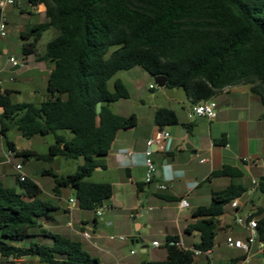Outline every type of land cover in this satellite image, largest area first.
<instances>
[{
  "label": "trees",
  "instance_id": "trees-1",
  "mask_svg": "<svg viewBox=\"0 0 264 264\" xmlns=\"http://www.w3.org/2000/svg\"><path fill=\"white\" fill-rule=\"evenodd\" d=\"M30 2L45 5L48 21L20 34L22 53L52 66L48 96L40 105L13 103L12 92L0 91V133L7 148L24 161L82 158L84 163L73 174L59 175L52 169L42 172L54 180L55 195L72 189L81 210H97L112 197L110 183L85 179L103 167L117 134L138 124L135 114L126 118L112 109L114 103L130 97L120 80L110 90L109 82L116 73L139 66L152 77L164 76L166 87L182 89L192 105L212 99L225 87L249 85L264 108V0ZM49 30L57 35L38 55V42ZM154 122L163 130L177 125L179 119L174 110L160 108ZM12 128L25 139L52 134L54 143L45 155L17 151L8 139ZM193 128V123L186 125L190 133ZM64 131H69L71 138ZM211 176L232 182L213 193L210 205L193 213L195 221L185 232L198 233L200 243L187 250L178 236L167 237L166 259L142 264H194L195 251L214 249L225 206L241 198L246 189L237 182L243 177L239 169L224 166ZM16 185L19 191L0 181V264H19V260L30 258L38 264H103L80 242L43 229L38 219L49 217L57 208L40 199L38 183L29 178L21 182L16 177ZM258 191L264 194V177L258 182ZM250 217L257 219L262 235L264 208Z\"/></svg>",
  "mask_w": 264,
  "mask_h": 264
},
{
  "label": "crops",
  "instance_id": "crops-1",
  "mask_svg": "<svg viewBox=\"0 0 264 264\" xmlns=\"http://www.w3.org/2000/svg\"><path fill=\"white\" fill-rule=\"evenodd\" d=\"M24 1L16 0L13 6L1 12L7 22V37L0 40V91L1 93L12 92L11 98L14 95L25 94L27 89L33 95H37L38 87H48L49 74L52 69L48 63L37 60L35 55L23 56L22 61H18L19 65L16 67L9 62V58L13 57L11 54L13 46L8 40L10 29L15 30L20 36L32 26L48 21L44 4L35 5L28 0L30 7L23 8ZM15 8H18L20 14L19 23L10 22V15L16 18ZM23 43L22 41L19 44L21 50ZM43 53L44 51L38 52V55ZM179 90L176 89V92ZM212 99L218 107L217 117L213 121L203 118L191 121L188 112L193 105L186 95L185 99L177 95L167 96L168 102L181 105L180 110L172 105L170 107L157 106L148 116L144 113L135 114L138 118L137 126L125 133L117 134L110 153L103 160V167L95 170L102 173L104 182L101 183L112 185V197L97 210L88 211L78 207L75 193L71 194L62 190L59 196L55 193L48 194L51 200L45 202L53 204L57 210L49 217L38 219L43 229L80 242L85 251L98 258L103 264H142L145 261L165 260L166 250L165 253L157 254L156 258L150 256L149 239L154 232L165 240L167 237L178 236L181 246L192 250L196 244L200 243L198 233L186 234L185 232L187 226L195 221L193 213L201 206L210 205L213 193L226 189L232 182L230 178L212 177L211 174L224 166L239 169L243 177L237 182L246 189L241 198H247L250 202L253 196L260 193L258 182L264 177V108L260 98L252 92L251 86L237 85L222 91ZM160 108L174 110L179 123L163 130L160 129L154 122L155 112ZM2 114L3 109L0 108V115ZM190 123L194 124L192 133L187 130L184 138H181L182 131L186 130V125ZM140 129L142 131L138 135ZM14 130L17 135L12 142L16 150H33L30 142H24L27 139L23 138L15 128L11 129V131ZM161 131L168 133L172 139L170 150L165 149L168 142L163 143ZM131 133L134 135L131 136ZM195 138L198 139L197 145H195ZM149 140L154 142L152 161L156 170L163 169V174L147 184L144 159ZM186 144H191L192 150H187ZM8 150L1 145L0 181L5 186L12 179L16 181L17 172L14 165L19 163H14L13 159L17 158L16 155L12 163L7 162ZM9 164L14 167L13 172L9 171ZM48 169L59 174L54 168ZM23 173L29 178L24 169ZM161 184L167 185L168 188L160 190L159 185ZM241 198L237 199L240 214L246 209L245 205H241ZM71 199L75 202L70 203ZM182 199L187 201L188 207L180 209L178 204ZM259 208H264V203L260 206H253L249 212H246V216L256 212ZM231 209L235 212L232 206ZM98 212L101 215H98ZM227 217L228 213L225 210L220 223L221 230L227 229L225 242L228 236L243 240L237 228L225 220ZM233 220L235 221V216ZM85 234H89L90 238L87 239ZM119 236H124L131 244L132 239L140 240L139 249L144 254L143 258L133 259L137 253L129 248V241L111 239V237ZM46 242V240H40V243ZM154 242L157 240H152V247L160 249L161 244L158 242L160 246L155 247ZM18 245L23 246L24 244L19 243ZM231 250H235L237 254L227 258V261L230 264H236L243 257V252L236 249ZM251 252L252 257L249 264L253 262L264 264V255L260 252L259 244H254ZM213 254L214 249L196 256L194 264H214ZM30 259L37 261L34 258ZM30 259H21L18 263L26 264Z\"/></svg>",
  "mask_w": 264,
  "mask_h": 264
},
{
  "label": "rangeland",
  "instance_id": "rangeland-1",
  "mask_svg": "<svg viewBox=\"0 0 264 264\" xmlns=\"http://www.w3.org/2000/svg\"><path fill=\"white\" fill-rule=\"evenodd\" d=\"M23 8H29L28 0H25L22 5ZM14 15L16 18H14L13 15H10V22L12 23H19L20 18L19 17V11L18 8H15ZM28 18V17H26ZM25 18V19H26ZM24 20H22L23 22ZM39 21V20H38ZM57 35V32L55 30H49L45 32L41 38V40L38 42V52H43L45 50L46 45ZM8 40L12 44V56L15 57L18 61H22L23 59V53L22 50L19 47V44L23 41L20 36L18 35L15 30L10 29L8 32ZM120 80L123 82V84L127 87L130 97L128 99L120 100L113 105V110L115 113L120 112V114L126 118H129L131 114H137L140 115L141 113H144L146 116L149 115V113L156 108L157 106L162 107H170L171 105L177 108L178 110L181 109V105H178L174 102H168L167 96H181L185 99V92L180 89L176 92V90L170 89V88H159L154 77L149 75L145 70H143L141 67L137 66L129 71H120L116 73L113 78L109 82V88L113 91L114 89V83L115 81ZM38 93L37 95H33L32 92L27 89L25 94L23 95H14L12 97L13 102L17 103H23V102H31L36 105H40L48 96V87H38ZM165 93V94H164ZM169 127V126H168ZM129 130H123L120 131L122 133H125ZM142 130L140 129L138 132V135L140 134ZM63 134L67 138H71V133L69 131H64ZM17 132L10 131L8 132V139L10 141H14L16 138ZM129 135V134H128ZM134 135L131 133V136ZM27 141L30 142L32 145L33 151H37L39 154L45 155L48 153L49 146L54 143V136L52 134L46 135V136H40L36 135L33 136L31 139L24 140V142L27 143ZM1 145L3 147L7 148V144L5 139L2 137L0 133V149ZM14 160V163L19 162L23 164L25 172L28 174L29 179L34 180L36 183H39L41 188L43 189L40 199L43 201L51 200L50 197H48V194H54V187L55 183L54 180L44 175L42 172L43 170H46L48 168H54L58 170L60 175H68L73 174L77 171L78 167L81 166L84 161L82 158L78 160H66L64 158H58L53 163H45L41 161H37L35 159H31L29 161H24L23 158L17 157ZM8 166L9 171H14V167H12L11 164ZM259 180V177H258ZM85 181L88 182H95V183H101L104 182L102 173L94 172L91 177L86 178ZM7 186H14L18 189L19 187L16 185V181L14 179L11 180V182L6 183ZM66 190V192L73 194L74 191L70 188L63 189ZM68 196V195H67ZM241 205H245L246 209L243 213L241 211V216H246V212H249L253 206L256 205H262L264 203V195L261 193H257L255 196L252 197V201L250 202L247 200V198H241L240 199ZM225 210L228 213V217L225 219L227 222H230V225H234L238 232H240V237L243 240H246L248 237V233L245 232L240 226L235 224L234 216L235 212L232 211L230 204H227L225 206ZM53 213V212H52ZM234 221V222H233ZM131 233H133L132 228ZM226 230H219L218 237L216 239V243L214 246V254H213V262L214 264H230V262L227 261V258L230 256H234L237 254L235 250L228 249L224 242H225V236H226ZM157 232L153 233V236H150L149 239V249H150V256L153 258H156L157 254L165 253V239L161 237L160 235L156 234ZM132 236V235H131ZM155 239L157 242L161 244L160 249H154L152 247V240ZM36 242L38 241V238L35 239ZM127 241H129L127 239ZM129 248L131 250H134V252L137 253L136 256H134V260H140L143 258V255L140 251V249L133 246L130 241L128 242ZM26 264H38V261L35 260H28ZM251 264H257L256 262H253Z\"/></svg>",
  "mask_w": 264,
  "mask_h": 264
},
{
  "label": "built area",
  "instance_id": "built-area-1",
  "mask_svg": "<svg viewBox=\"0 0 264 264\" xmlns=\"http://www.w3.org/2000/svg\"><path fill=\"white\" fill-rule=\"evenodd\" d=\"M16 0H0V10L1 12L8 7H11L15 4ZM7 37V22L6 20L2 17L0 14V40H3ZM9 62L14 66H18L19 62L16 58L11 57L9 58ZM0 86H1V81H0ZM231 86L225 87L223 91L228 90ZM217 112H218V107L217 103L213 100L210 99L208 101H205L200 104L193 105L189 112H188V117L191 121L203 118L208 121H213L217 117ZM162 140L163 143H167L166 150H170L171 148V143L172 139L170 138L169 134L166 132L162 133ZM154 145L153 140H149L147 142V150L145 151V159H144V165L147 169L146 173V179L145 182L147 184H150L155 178H156V167L154 162L152 161V154L154 152L152 146ZM16 154L8 150L6 153V160L8 163H12V159L14 158ZM15 170L17 172V177L21 182L25 181L27 178L26 175L23 173L24 166L21 163L15 164L14 165ZM168 188L167 185L161 184L159 185L160 190H166ZM75 201L73 199L70 200V203H74ZM179 208L183 209L188 207V203L185 199H182L179 202ZM232 208L235 210V224L244 228L247 233L248 237L246 240H241V239H236L232 236H228L226 238V245L227 247L231 249H236L240 250L243 252V257L238 260L236 264H249V260L252 257V246L254 244H259V249L260 252L264 255V232L261 235L258 230V221L255 218H251V215H247L245 217L241 216L239 213V203L237 200L233 201L231 203ZM98 215H101L100 212H98ZM87 239L90 238L89 234L84 235ZM112 240L118 239L119 241H126L127 239L124 236H119V237H111ZM153 246L159 247L158 242H154ZM202 254L201 251H195V255L198 256Z\"/></svg>",
  "mask_w": 264,
  "mask_h": 264
},
{
  "label": "water",
  "instance_id": "water-1",
  "mask_svg": "<svg viewBox=\"0 0 264 264\" xmlns=\"http://www.w3.org/2000/svg\"><path fill=\"white\" fill-rule=\"evenodd\" d=\"M154 79H155V81H156V83H157L159 88L166 87V85H167V78L166 77H164V76H155ZM174 89L176 90L177 88H174ZM100 112H101V103H98V105H97V113L99 114ZM161 132L163 133L164 131H161ZM186 133H187V130H183L180 137L184 138V135ZM197 141H198V139L195 138V145H197ZM185 148L187 150H192L193 146L191 144H186ZM193 153H196V151H193ZM162 174H163V169L159 168L156 171V177L157 176H162ZM139 242H140V240H138V239H132V244L136 245V247L138 249L141 247V244Z\"/></svg>",
  "mask_w": 264,
  "mask_h": 264
}]
</instances>
